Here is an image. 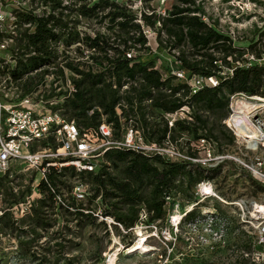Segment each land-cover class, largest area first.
<instances>
[{"label": "built area", "instance_id": "obj_1", "mask_svg": "<svg viewBox=\"0 0 264 264\" xmlns=\"http://www.w3.org/2000/svg\"><path fill=\"white\" fill-rule=\"evenodd\" d=\"M95 1L88 0L87 3L90 6ZM110 1L125 7L134 16V23L140 26L145 40L143 46L128 42V48L124 51L126 59L140 61L155 56L150 69L161 71V63L156 56L159 55V49L165 48L164 51H168L173 62L177 63L178 53L171 50L161 23L157 21L153 28L144 23L145 17H168L172 6L177 5L174 0ZM167 2L172 3L170 7L166 6ZM193 2L202 10L192 15L227 36L232 46L236 43L234 32L237 35L238 31H244L243 34L246 32L245 26H242L243 20L247 18H244V12L239 15L223 9V4L233 5V0ZM251 3L264 10V0H252ZM80 5L78 0H0V178L4 181L10 179L14 173L13 168L20 166L30 176H40L34 189L9 209L14 219L19 220L32 213L36 201L42 198L38 188L41 182L55 193L48 184L52 172L61 174L64 169L71 168L78 176L96 173L100 160L103 161L105 154L113 149L133 151L145 156L158 155L171 161H189L210 170L223 169L225 162L233 161L245 172L253 186L254 191L250 196L233 200L220 197L215 190L213 178H209L196 185L195 197L198 200L192 205L191 211L209 200L232 207L237 229L245 234L247 240L245 250L241 251L242 264H264V77L256 94H235L229 97L228 115L222 124L234 138L232 146L238 150L234 157L228 149L223 153L216 151L215 144L206 140L193 143V147L191 144L196 155L188 157L171 141L169 135L161 142L148 139L142 127V119L136 112L138 102L130 104L124 99L131 86H136V83L129 80H124L125 83L120 87L115 79L110 81L111 88L122 97L114 107L113 122H107V116L102 115L97 125H82L77 119H70L65 114L64 104L77 94L74 82L80 79L79 72L97 74L104 71L106 63L99 65L98 50L86 45L82 38L85 34L91 38L97 34L106 36L107 30L104 22L99 24L104 25L102 30L84 32L82 21H98L83 18L78 12ZM237 8L238 12L243 11L241 6ZM253 18L257 19L252 23L254 35L249 43L253 49L244 52L235 63H232L231 57L227 58L236 67H264V14H254ZM230 19L234 20V25ZM38 21H42L54 35L46 43L47 51H51L52 56L46 57L47 61L41 67L19 75L15 73L17 63H25L36 56L29 37L35 33ZM229 25H233L234 31ZM224 26H228L226 30ZM69 32L77 34L79 39L68 43ZM225 73L232 75L231 69H224ZM171 74L189 86L190 94H195L204 86L213 88L218 85L214 78L190 77L178 69ZM151 104L150 99L141 102L148 126L162 127L164 118L170 129L176 120H191L187 106L173 114L163 115L153 109ZM93 111L90 110L88 115L91 116ZM178 113L184 116L179 117ZM200 148L204 150L203 155H199ZM71 191L76 202L85 201L91 196L90 185L86 182L79 181ZM55 200L61 203V195H55ZM211 207L200 212V216L189 226L203 227L209 239H224L229 222L223 213L215 209L214 204ZM99 218L113 224L111 219ZM147 220L146 212L142 211L138 226H143ZM178 225L180 223L176 227Z\"/></svg>", "mask_w": 264, "mask_h": 264}, {"label": "trees", "instance_id": "obj_2", "mask_svg": "<svg viewBox=\"0 0 264 264\" xmlns=\"http://www.w3.org/2000/svg\"><path fill=\"white\" fill-rule=\"evenodd\" d=\"M78 1L81 4L78 12L83 18L96 19L98 24L106 23V36L97 34L95 38H91L85 34L82 38L86 45L98 50L99 65L105 62L106 66L104 71L97 74L79 72L81 77L74 82L78 89L77 94L64 104L65 114L70 119L75 118L82 125L95 126L104 115L107 116V122H113L114 107L122 97L117 90L111 88L110 81L115 79L120 87L125 83L124 80H129L136 83V86H131L124 99L130 104L133 101L138 102L136 112L142 119V127L148 139L161 142L169 135L178 147L179 139L185 140L189 146L192 142L206 140L215 144L220 153L233 145V136L222 124L228 115L229 97L235 94H256L264 77V67L254 65L240 68L228 62L227 58L231 57L232 63H235L244 52L252 50L253 46H232V41L227 36L192 15L202 10L194 5L193 0H174L177 5L172 6L166 18L145 17L144 23L149 27L153 28L157 21L161 23L162 31L171 44V50L178 53L177 63L175 62L178 70L190 77L214 78L218 83L216 87L204 86L195 94H190L189 86L171 73L162 68L161 71L150 69L154 63L153 57H145L140 61L126 59L124 51L128 48L127 43L143 46L145 40L140 26L134 23V16L125 7L110 0H97L90 6L88 0ZM38 22L35 33L29 37L36 56L29 58L25 63H17L15 73L19 75L41 67L47 61L46 57L52 56L51 51H47L46 43L54 35L42 21ZM78 39L77 34L68 33V43ZM164 50L165 48L159 49V53ZM68 67L72 69L71 66ZM226 68L231 69L232 75L223 74ZM145 99H150L151 107L163 115L173 114L187 106L191 120H176L170 129L164 118L162 127L148 126L145 121L146 112L141 106ZM90 110H94L91 116L88 115ZM205 113L217 116L218 123H209L204 117ZM184 154L195 157L196 150L191 147ZM118 164L123 165L120 178L108 172L110 166ZM64 170L62 172H65ZM71 170V173H74L73 169ZM219 171L220 168L210 170L189 161H171L158 155L145 156L133 151L113 149L105 154L96 173L85 174L91 190L88 207L100 198V212L80 205L74 198L62 199V173L52 172L48 177V184L55 193H52L44 182L39 184L42 198L36 201L30 214L33 226L29 234L35 238L37 230H49L56 225V222L50 223L49 210L61 213L65 229H69L68 226L73 222L75 227H78L82 221L96 222L101 217L111 219L113 224L109 226L114 230H119L120 226L123 232L128 233L139 225V215L142 211H145L148 217L143 227L156 228V222L166 219L167 210L171 206L169 201L176 191V182L181 185L186 179L187 184H193V200L190 202L193 205L198 200L195 197L196 185L217 176ZM3 181L0 178V189L3 187ZM58 194L61 195V203L64 205L56 202L55 195ZM198 206L201 208L203 205ZM215 209L218 211V208ZM183 214L180 224L189 225L200 212L196 208ZM6 218L7 215L3 213L0 223ZM99 223L108 233L106 222L102 220ZM4 228L8 229L9 226L4 224ZM62 259H65L64 264H73L69 258L64 257L57 259L56 263Z\"/></svg>", "mask_w": 264, "mask_h": 264}, {"label": "rangeland", "instance_id": "obj_3", "mask_svg": "<svg viewBox=\"0 0 264 264\" xmlns=\"http://www.w3.org/2000/svg\"><path fill=\"white\" fill-rule=\"evenodd\" d=\"M251 2L252 0H233V5L222 3L224 10L227 9L232 14L239 15L244 12V18L247 17L242 24L246 32L243 34L244 31H238V35L234 32L237 48H248L254 35L252 23L257 20L251 17L254 14H264L260 6H253ZM171 4L167 2L166 6L170 7ZM238 6H241L243 11L238 12ZM230 21L234 25V20L230 19ZM233 25H229V28L234 31ZM81 27L84 32H92L102 30L104 25H99L94 20H84ZM227 27L224 26L225 30ZM156 59L160 60L162 70L169 74L177 70V65L168 51L159 53ZM177 115L184 116L181 113ZM204 117L209 123H218L217 116L205 113ZM193 143H190L192 147ZM178 148L185 153L191 146L185 140L179 139ZM199 150V155H203L204 150L202 148ZM215 150L217 151L216 147ZM228 152L232 157L238 154L234 146H230ZM102 162L100 160L98 165ZM225 163L218 175L212 177L218 195L228 200L250 196L254 189L245 172L233 161ZM122 168V164L110 166L108 172L120 178ZM13 170V176L3 181V187L0 189V216L3 213L7 215L6 220L0 223V264H57L56 260L61 257L69 258L73 264H242L243 262L241 251L245 250L247 240L245 234L237 229L232 207H225L219 201L220 205L217 202L213 203L214 200L203 202L201 208L196 207L198 212L203 213L205 209H211L214 204L218 211L226 216L229 224L224 239L220 240L219 237L214 240L209 239L203 227H190L188 223H182L176 227L175 218L183 216L185 211L189 212L192 208L190 202L193 200L194 186L187 184L186 179L181 185L176 182V191L173 192L174 196L169 201L171 206L167 210L166 219L163 222H156V228L138 226L127 233L121 229L114 230L109 226L112 223L109 224L108 220H103L108 229L106 233L99 223L102 221L99 218L96 222L82 221L79 223L80 226L77 225L78 227H75L73 222L68 226L69 229H65L61 213L57 210H49L50 223L56 222V225L49 230H37V236L33 238L29 234L33 226L31 215L16 220L9 209L16 201L22 200L34 189V185L39 183L40 176L35 174L30 176L23 172L22 166L15 167ZM64 171L61 177L64 186L60 188L62 199L74 198L71 188L79 181L89 184V179L85 174L78 176L71 173V168H66ZM87 202L86 198L85 201L78 203L88 207ZM99 203L100 200L97 198L90 207L100 212ZM4 224L9 228L5 229ZM142 240L144 241L140 250L127 253L131 247ZM114 254L115 257H113ZM64 262L65 259H62L58 264H64Z\"/></svg>", "mask_w": 264, "mask_h": 264}, {"label": "bare ground", "instance_id": "obj_4", "mask_svg": "<svg viewBox=\"0 0 264 264\" xmlns=\"http://www.w3.org/2000/svg\"><path fill=\"white\" fill-rule=\"evenodd\" d=\"M184 217V215L183 216H177L176 218H175V222H176V224H179L180 222H181V220H182V218ZM143 241L144 240H142L141 242H138V243H136L133 247H131L128 251H127V253H129V252H132V251H135V250H137L138 251V249L140 250V246H141V244L143 243ZM136 252V251H135ZM113 257H115V254L113 255ZM115 261V260H114ZM114 261H109V262H111V263H113ZM110 264V263H109Z\"/></svg>", "mask_w": 264, "mask_h": 264}]
</instances>
